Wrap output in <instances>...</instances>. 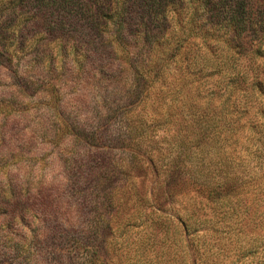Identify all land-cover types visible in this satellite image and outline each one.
<instances>
[{
  "label": "trees",
  "instance_id": "16d2710c",
  "mask_svg": "<svg viewBox=\"0 0 264 264\" xmlns=\"http://www.w3.org/2000/svg\"><path fill=\"white\" fill-rule=\"evenodd\" d=\"M249 1L0 0V114L6 117L0 126V160L5 161L2 167L8 178L5 187H0L6 193L0 194V215H5L7 228L15 222L28 228L33 246L44 256H55L61 242L72 238L88 241L90 250L101 257L99 246L114 228L126 230L137 220L136 214L142 213L132 203L131 193H140L133 172L152 162L151 151L143 149L148 148L147 143L153 147L150 129H145L141 117L130 120L118 111L130 112L154 91L155 79L169 70V61L192 34L210 51L212 60H217L208 43L214 41L215 23L234 20L239 25L243 15V31L258 34L264 30L263 4L248 11ZM184 10L188 11L185 22L181 19ZM174 24L186 28L178 40L174 39ZM166 33L172 44L168 48L162 45ZM21 53L25 62L18 58ZM190 61L199 59L186 53L181 56L185 68L191 66ZM230 63L234 62L228 56L224 63L211 67L218 71ZM58 69L59 78L55 77ZM202 71L201 67L195 72ZM70 76L76 80L71 85L74 92L86 80L100 83L108 91L103 101L92 100L97 101L92 110L99 114L88 116L82 108L70 111L65 99L69 94L65 88L71 84L65 78ZM80 93L86 97L83 89ZM38 96L48 98L50 111L44 117L27 114V107ZM116 118L122 133L108 145L104 139ZM193 134L195 138L191 135L189 142L205 143L207 134L201 129ZM68 141L72 144H66ZM57 150L62 167L67 165L73 173L62 188L75 193L80 206L89 202L96 210L90 212L89 224L73 222L67 212L52 208L56 195L51 193H57L56 186L45 169L51 167L49 155ZM13 158L19 163L16 173L9 166ZM82 167L88 177L79 176ZM206 190L223 193L218 184ZM83 193L92 194L86 197ZM122 215L126 216L123 221ZM33 223L35 227L29 228ZM45 228L50 233L43 234ZM245 229L243 224V240L253 232ZM256 246L244 242L243 257ZM260 252L264 255V248Z\"/></svg>",
  "mask_w": 264,
  "mask_h": 264
},
{
  "label": "rangeland",
  "instance_id": "374dc122",
  "mask_svg": "<svg viewBox=\"0 0 264 264\" xmlns=\"http://www.w3.org/2000/svg\"><path fill=\"white\" fill-rule=\"evenodd\" d=\"M259 2L264 7V0H250L247 10H256ZM187 13L182 12L184 22ZM240 19L239 25L234 20L215 23L214 41L209 39L208 43L216 51L217 60H212L210 51L192 34L169 61V70L155 79L154 93L145 95L130 112L117 113L130 120L141 117L145 129L153 134V147L147 142L148 148L143 146L151 151V165L147 161L133 172L140 193H131V198L142 212L138 215L141 219L136 214L137 220H132L126 230L114 228L99 246L101 257L90 250L88 241L72 238L61 242L55 256H44L33 246L28 228L15 222L9 230L5 215H0V264H264L260 252L264 248V30L258 34L243 31V15ZM172 26L178 40L186 28ZM162 45L172 46L167 33ZM185 53L199 61H190L191 66L185 68L186 63L181 64ZM24 55L18 58L25 62ZM228 56L235 69L231 63L221 65L218 71L211 67L224 63ZM201 67L202 73L195 72ZM65 79L71 81L65 88L70 111L82 108L88 116L99 114L92 110L97 102L92 100L103 101L108 94L104 86L86 80L74 92L71 85L76 80L71 76ZM80 89L86 97L80 96ZM47 99L38 96L32 100L27 114L46 116L50 111ZM5 119L0 114V126ZM197 129L207 134L204 144L189 142ZM120 133L116 118L104 142L109 145V140L118 139ZM58 154L57 150L49 155L51 167L45 169L56 186L57 193H51L56 195L52 208L67 212L73 222L89 224L94 206L89 202L80 206L74 200L75 193L62 188L73 173L67 165L62 167ZM15 162L13 158L9 163L12 173L19 166ZM4 163L0 160L3 188L8 179ZM78 171L80 177H88L85 167ZM213 184L222 186L223 193H208L206 188ZM2 190L0 194L5 196ZM91 194L83 193L86 197ZM97 205L102 207L101 203ZM125 217L122 215V221ZM146 219L150 222L143 223ZM243 224L246 232L253 231L244 240ZM47 231L50 233L45 228L43 234ZM246 241L257 246L243 257Z\"/></svg>",
  "mask_w": 264,
  "mask_h": 264
}]
</instances>
